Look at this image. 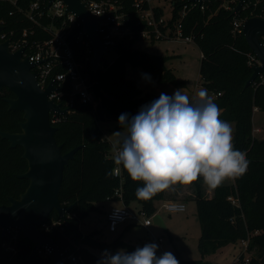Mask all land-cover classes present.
<instances>
[{
  "label": "trees",
  "instance_id": "obj_1",
  "mask_svg": "<svg viewBox=\"0 0 264 264\" xmlns=\"http://www.w3.org/2000/svg\"><path fill=\"white\" fill-rule=\"evenodd\" d=\"M142 0H118V5L129 15V25L135 32L133 39L119 40L113 52L104 56L97 71L93 70L89 53L83 45L86 37L78 39L82 27H71L67 41L76 53L79 63L88 74L90 91L96 105L82 104L77 97H70V84L64 87L66 103L73 100L68 114L60 117L54 124L58 128L56 139L63 145V153L81 147L65 169L64 181L60 193V202L64 208L72 206L62 220L57 211H53L42 231L53 238L64 253L65 264H97L100 260L91 250L93 239L84 236L81 231L83 220L98 211V204L109 201H122L125 206L139 204V210L148 216L156 212V202L167 199V189L154 193L151 198H139L136 189L140 181L130 178L120 166L121 175L116 176L115 158L111 157L112 144L105 138L100 123L115 121L119 123L121 113L134 116L143 105L151 102V96L145 94L136 80L128 78V65L142 68L159 84H173L178 88L185 86L175 72L167 66L169 57L153 54L135 47L139 33L146 29L140 22L135 3ZM37 0H1L0 25L4 27L13 42L27 40L29 45L44 42L52 38L49 28L58 29L62 19H52L48 13L47 1L42 2L40 10L35 11L37 22L28 14ZM226 0H209L200 5L193 0H173L172 20L169 28L173 33L180 26L185 37H192L202 53L200 76L203 88L209 94L222 95L215 99L220 107V118L234 124V146L247 153L250 164L247 172L235 179L234 185L222 183L215 189L209 188L201 179L194 181L191 199L196 202L197 215L201 225L199 251L202 259L195 262L182 261L180 264H211L204 258L217 252L221 247L248 240L247 253L256 250L247 264H264V142L254 136V110L264 113V85L258 78L247 86L253 75L249 65L254 57L242 32H234V21L260 17L264 19L263 0H251L236 14L227 9ZM187 5L184 17L181 12ZM144 8L149 5L144 0ZM233 7V6H232ZM44 12L39 17V12ZM158 20L163 15L162 8H155ZM177 25V26H176ZM163 27V26H162ZM161 29L164 31V29ZM27 33L24 36V33ZM60 68L59 72H64ZM15 94L7 88L0 89V132L20 133L24 122V113L11 111L8 100ZM69 108V107H67ZM119 129L122 126L119 123ZM22 147L12 148L8 140L0 137V205L8 204L9 198L18 199L29 187L27 179L20 178L28 171V162L23 158ZM211 191L209 196L207 191ZM120 191L121 195L116 192ZM234 196L238 203L229 200ZM96 245H101L94 241ZM115 243L114 246L118 244ZM34 244L22 232L12 230L2 236L0 230V264H54L52 254L43 247L31 257ZM71 255L77 257L75 263ZM233 264H245V255Z\"/></svg>",
  "mask_w": 264,
  "mask_h": 264
},
{
  "label": "clouds",
  "instance_id": "obj_2",
  "mask_svg": "<svg viewBox=\"0 0 264 264\" xmlns=\"http://www.w3.org/2000/svg\"><path fill=\"white\" fill-rule=\"evenodd\" d=\"M142 75L151 81L149 74ZM198 97L178 88L172 95L162 92L134 116L120 114L122 131L114 133L119 137L115 163L132 180L142 182L137 197L148 199L172 185L201 178L215 189L247 172L250 160L234 146L231 123L220 118L222 110L206 88ZM158 249L150 242L131 252L105 250L97 264H180L173 252L158 255Z\"/></svg>",
  "mask_w": 264,
  "mask_h": 264
},
{
  "label": "water",
  "instance_id": "obj_3",
  "mask_svg": "<svg viewBox=\"0 0 264 264\" xmlns=\"http://www.w3.org/2000/svg\"><path fill=\"white\" fill-rule=\"evenodd\" d=\"M54 1L56 0H49V6ZM61 1L66 4L67 12L76 15L82 22L85 37L93 48L92 67L97 71L104 54L114 50L102 44L99 35L102 18L90 14L82 0ZM197 1L203 3L209 0ZM248 1L250 0H240L233 14L241 11ZM3 30L4 27L0 26V36ZM243 35L260 62L247 82L249 86L264 75V46L261 41L264 36V19L249 18L244 23ZM24 51L23 48L12 52L9 40L0 41V89L7 88L16 96L15 99L8 100L10 110L24 113L21 132H0V137L8 140L12 148L24 149L23 158L28 162V171L19 177L30 182L27 190L18 199L11 197L8 204L0 205V230L2 236L12 230L22 232L34 244L31 257L46 247L52 250L54 264H65V256L59 245L41 227L53 211H57L60 218L66 221V214L72 206L64 208L61 205L60 193L65 169L81 147L63 153V145H59L56 139L58 128L52 124L51 116L67 115L68 110L49 99L55 91L53 85L46 89L40 87L37 74L33 71L36 64L24 58ZM154 222L164 227L160 216L156 215Z\"/></svg>",
  "mask_w": 264,
  "mask_h": 264
},
{
  "label": "built area",
  "instance_id": "obj_4",
  "mask_svg": "<svg viewBox=\"0 0 264 264\" xmlns=\"http://www.w3.org/2000/svg\"><path fill=\"white\" fill-rule=\"evenodd\" d=\"M1 1V0H0ZM47 1L48 3V13L52 19H62V25L58 29H53L52 27L48 29L49 32L52 33V38L44 41V42H34L31 45L27 42V40H23L21 42H13L7 34L1 33L0 41H10V48L12 52L19 51L21 49H25L24 58H28L31 63H35L36 66L34 68V72L37 74V79L39 85L42 89H46L49 85H53L55 87V91L49 96V99L54 100L56 104L62 105L63 109L69 110L73 107V100L67 102L66 108L64 107L63 100L65 98L64 87L67 84H70L72 88V92L70 97L79 98L80 103L82 104H92L96 105L94 96L90 91L91 86L89 85L88 74L84 73V66L78 62L76 53L70 47L67 38L69 32L66 30V26L69 24L71 27H82V31L78 36V39H83L85 34L83 32L82 22L76 17V15L67 12L66 4L61 0L54 1L51 6H49V0H37L36 3H33L30 7V12L28 14L29 18L33 22H37V17L34 15L35 11L40 10V6L42 2ZM86 3V7L90 14L94 17L102 18L99 23V35L101 37L102 44L106 48H113L117 44L119 40L129 38L133 39L135 36V32L129 25V15L126 14L122 9V6L118 5V0H82ZM194 3L200 5L201 9L204 10L202 6L203 3H199L197 0H193ZM228 4H226L227 9L235 10L236 6L240 2V0H226ZM251 1V0H250ZM149 7L144 8V0L138 1L135 3V8L137 10L140 22L145 24L146 29L139 33L140 40L146 41H157V40H182L186 43H194L192 37H185L183 35L182 29L180 26H177V29L172 33L169 28V22L172 20V11H173V0L170 2L171 8V17H167L165 11L163 9V15L158 20L155 8L151 6V0H146ZM249 2V1H248ZM248 2L243 6V8L248 4ZM233 6V7H232ZM161 8V7H157ZM188 6L185 5L183 11L181 12V17H184L186 14ZM44 12H39L38 16L42 17ZM247 20L245 19H236L234 21V32H242L243 26ZM2 26V25H0ZM163 26V27H162ZM3 27V26H2ZM164 29V31L161 29ZM27 33H24L26 36ZM262 44L264 46V36L261 37ZM83 45L88 49V52H93V48L89 41H84ZM111 52L105 53L104 56H107ZM103 56V57H104ZM203 56V55H202ZM91 60V57L87 58V61ZM249 65L254 69L255 67L260 65V62L254 57H250ZM102 67L99 64V68ZM60 68H64V72H59ZM261 79V83L264 85V75L259 77ZM214 101L217 97L222 94H210ZM196 99V98H195ZM69 107V108H67ZM259 110L255 108L254 112H258ZM60 115H52L51 122L54 125L60 119ZM116 150L111 153V157L115 158ZM114 174L116 176L121 175L120 166L117 165L114 169ZM232 183H225L228 185H234L235 179H229ZM117 195H121L120 191L116 192ZM229 200L234 204L238 203V200L234 196H230ZM163 209L168 211L169 213H185L187 211V205L180 201H165L162 205ZM148 216L146 213L141 212L139 210V215L132 213L129 211L127 206H123L122 208L112 209L107 215L108 229L111 233L117 232L118 228L127 224L128 221H137L140 222V218H148L145 219L144 222H140L142 226L145 228H149L152 226L151 218L155 217ZM42 230V227H41ZM153 241H147L150 243ZM244 245V250L247 252V248L249 245L248 240L241 241ZM156 243L158 245H162L163 240L158 238L156 239ZM46 248V247H45ZM48 253L52 254V250L46 248ZM245 255V253L243 252ZM72 261L75 263L78 262L76 256H70ZM250 261V258L245 257V264Z\"/></svg>",
  "mask_w": 264,
  "mask_h": 264
},
{
  "label": "rangeland",
  "instance_id": "obj_5",
  "mask_svg": "<svg viewBox=\"0 0 264 264\" xmlns=\"http://www.w3.org/2000/svg\"><path fill=\"white\" fill-rule=\"evenodd\" d=\"M172 0H151V6L161 7L164 9L167 17H171L170 2ZM135 47L147 51L153 54L163 55L169 57L167 66L171 68L176 77L185 81V86H189L194 92H198L201 88H198L200 81V66H201V50L196 43H186L182 40H157L146 41L139 40L135 42ZM128 68V78L136 80L139 83V87L146 93L151 92L155 97H159L160 94L167 93L172 95L177 86L173 84L162 83L159 84L151 81H147L143 78L142 74L146 72L142 68H134L131 65ZM173 88H170V87ZM156 87L160 88V92H156ZM198 97V93L195 94ZM151 96V95H150ZM152 102V96H151ZM102 130L104 131L105 138L108 139L114 149L119 139L114 133L122 131L119 129V123L115 121H105L100 123ZM233 133L235 126L232 124ZM254 136L258 139H264V113L255 112L254 114ZM223 183H232L231 180H225ZM193 194V186L176 184L168 188V195L170 198L179 199L187 203V211L185 213H169L164 210L163 202H156L155 215L161 217L164 222V227L155 224L154 217L151 218L152 226L145 228L140 222H144L148 218H140V222L128 221L127 224L121 225L117 232L111 233L108 229L107 217L104 213L95 211L91 212L81 224V231L84 236H89L90 241L92 239L101 245H96L93 241V245H89V249L97 257L101 259L102 253L108 250L110 253H115L120 249H124L128 252L134 251L137 247H142L147 241L156 242V239L163 240L162 245H159L158 255L171 251L179 256L182 261L195 262L202 259V255L199 251V240L201 237V225L197 215V205L194 200H189ZM209 196L212 195L211 191H207ZM114 202L109 201L100 203L102 211L103 206L107 207ZM107 205V206H106ZM129 211L139 215V205L132 203L127 207ZM118 242L116 246L115 243ZM244 245L241 241L236 243H230L221 247L217 252L212 253L204 258L206 263L212 264H233L239 260L242 253H245V257L252 258L253 254L257 255L256 250L251 254L244 250Z\"/></svg>",
  "mask_w": 264,
  "mask_h": 264
},
{
  "label": "crops",
  "instance_id": "obj_6",
  "mask_svg": "<svg viewBox=\"0 0 264 264\" xmlns=\"http://www.w3.org/2000/svg\"><path fill=\"white\" fill-rule=\"evenodd\" d=\"M201 55H202V53H201ZM200 82H202V80H201V78H200V81H199V83ZM170 87V86H169ZM170 88H173V87H170ZM198 88H203V85L200 83L199 84V86H198ZM173 89H175V88H173ZM180 89H183V91L189 96V97H192V98H196V99H199V97H196V95L195 94H197L198 92H194V95H193V92H192V89H190V87L188 86H184V87H182V88H180ZM176 90V89H175ZM156 92H160V88L159 87H156ZM145 93V92H144ZM145 94H149V95H151L152 96V101L153 100H155V99H157V98H159V97H155V96H153L152 94H151V92H146ZM232 125V124H231ZM116 148H117V146L112 150V152H114L115 150H116ZM189 196H191L192 197V193H190V195ZM191 197H190V199L189 200H192L191 199ZM165 201H179V199H176V198H170L169 197V195H168V189H167V199L165 200ZM165 201H163V202H165ZM180 202H183L182 200L180 201ZM183 203H185V202H183ZM138 204V203H137ZM186 205H187V203H185ZM139 205V204H138ZM107 206V205H106ZM124 206V203L122 202V201H119V202H114V203H112L111 205H108L107 207H105V206H103V209L105 210V211H102V208H101V206H99V204H98V208H99V212H102V213H104V215L107 217V215H108V213L112 210V209H115V208H122ZM140 208V207H139ZM164 223V222H163ZM212 264V263H211Z\"/></svg>",
  "mask_w": 264,
  "mask_h": 264
}]
</instances>
